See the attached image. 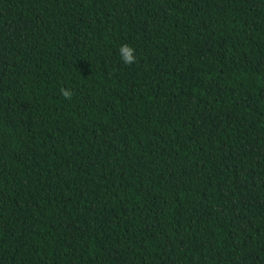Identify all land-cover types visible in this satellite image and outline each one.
<instances>
[{
	"label": "trees",
	"instance_id": "16d2710c",
	"mask_svg": "<svg viewBox=\"0 0 264 264\" xmlns=\"http://www.w3.org/2000/svg\"><path fill=\"white\" fill-rule=\"evenodd\" d=\"M0 264H264V0H0Z\"/></svg>",
	"mask_w": 264,
	"mask_h": 264
},
{
	"label": "clouds",
	"instance_id": "9594fccd",
	"mask_svg": "<svg viewBox=\"0 0 264 264\" xmlns=\"http://www.w3.org/2000/svg\"><path fill=\"white\" fill-rule=\"evenodd\" d=\"M121 60L124 65H132L136 63L137 58L134 55V49L129 45H121L119 48ZM61 96L66 100H71L73 92L70 89H60Z\"/></svg>",
	"mask_w": 264,
	"mask_h": 264
}]
</instances>
